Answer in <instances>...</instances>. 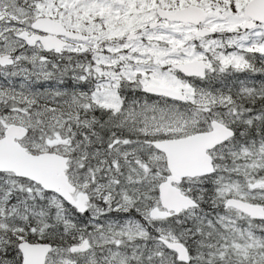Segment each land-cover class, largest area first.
<instances>
[{
	"label": "snow or ice",
	"instance_id": "snow-or-ice-1",
	"mask_svg": "<svg viewBox=\"0 0 264 264\" xmlns=\"http://www.w3.org/2000/svg\"><path fill=\"white\" fill-rule=\"evenodd\" d=\"M0 264H264V0H0Z\"/></svg>",
	"mask_w": 264,
	"mask_h": 264
}]
</instances>
